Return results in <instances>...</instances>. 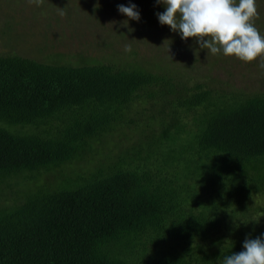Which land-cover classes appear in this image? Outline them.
<instances>
[{"label":"trees","instance_id":"16d2710c","mask_svg":"<svg viewBox=\"0 0 264 264\" xmlns=\"http://www.w3.org/2000/svg\"><path fill=\"white\" fill-rule=\"evenodd\" d=\"M48 1L7 3L43 27ZM148 1L139 32L96 39L134 61L0 28V264H222L264 234V68L247 87L221 52L196 77L213 54Z\"/></svg>","mask_w":264,"mask_h":264},{"label":"rangeland","instance_id":"374dc122","mask_svg":"<svg viewBox=\"0 0 264 264\" xmlns=\"http://www.w3.org/2000/svg\"><path fill=\"white\" fill-rule=\"evenodd\" d=\"M118 1H120L121 4H124L125 6L129 5L128 0H69V3L63 0H56V2L48 1V3L41 6L43 11L46 9V12L42 13L41 15L38 14V20L40 18L51 19L52 25H50L49 23V25L43 24L46 27H37L35 26L34 22L30 21V19H28L30 22L23 23V21L25 20L20 14L22 10L18 7L17 4H15V9H13L12 6L10 7L8 5V0H0V28L4 30L6 34H10V36L14 35V37L17 39H22L23 37L24 41L26 38L30 39L31 42L27 43L25 46L27 54L30 55L38 54L37 49L40 50V45H44V43H42L44 40H62L59 42H63L64 39L67 38L68 40H71L75 43L82 44L83 50L87 49V51H91L93 55L98 54L99 56L104 54L105 56L106 54L107 56H109L111 53L112 57H120V61L131 59L132 61H134L140 59V57H132L128 55L124 57V48H121V50H113L110 48V46L104 45L105 43L102 40L112 39L110 34V37H108L107 39V34L110 32L109 30H112L113 28H117V30L114 31V33L116 34H120L125 31L139 32L141 30L142 23L147 20L144 10L141 11L142 7H138V4L136 2L137 0H135L134 3L137 5V9L140 12L141 18L139 21L128 20V18L124 14L120 13L118 11V5L120 4L118 3ZM148 2L149 3L145 4V7H147V5L149 6L150 4L152 5V8L155 9L156 6L158 7L161 5L156 4L155 0H149ZM257 2L259 4L260 12V18L257 20V22L264 28V0H257ZM60 8H64V11L66 12L65 16H61L59 14ZM13 11L18 14H14ZM125 20H128L127 27L123 26V22ZM149 21H153V19L149 18ZM58 22H60V26H58ZM257 22V26H260ZM129 28L133 30L129 31ZM130 36L132 38V41H137L138 36L129 34L128 37L130 38ZM96 39L98 41L101 39L104 44L98 42ZM152 39L153 40L151 41L155 42V44L157 45L156 38ZM9 42V40H4V44H9ZM48 47L50 46H42V49L44 48L45 50H50V48ZM179 57L180 56L177 55V58ZM206 57L207 55H203L200 50L193 55L192 62H194V65H197L196 69L198 71L196 77L201 79H205L206 76L214 74V70H208V68L211 66L207 64L213 59H216V56H209L208 60L206 59ZM186 58L187 57H185V59ZM234 59H236V57L233 58V60ZM221 60H225L223 54L221 55L219 64H222ZM243 63L245 67L244 69L241 68L240 71H236L233 67H230L228 69L231 70L235 79L241 81L240 83L244 84L247 87H253L254 89H256L259 85V81H257L256 76L254 75L252 80V77L249 75L251 73L249 69L253 71V74L263 71L260 67V63ZM228 69L226 68V65H224L223 69L220 66L219 68L216 67V71L223 76H228Z\"/></svg>","mask_w":264,"mask_h":264},{"label":"clouds","instance_id":"9594fccd","mask_svg":"<svg viewBox=\"0 0 264 264\" xmlns=\"http://www.w3.org/2000/svg\"><path fill=\"white\" fill-rule=\"evenodd\" d=\"M165 6V11L157 12L161 25H167L178 33L182 40L195 38L200 49L213 55L235 56L243 62H252L261 57L264 68V33L256 24L260 18L257 0H155ZM39 6L42 0H28ZM118 11L128 20H140V12L135 3L118 5ZM59 14L65 16L64 8ZM128 20L123 26H128ZM133 29L129 28V31ZM131 52L130 44L124 47ZM243 251L232 252L224 257L222 264H264V234L255 239L246 237Z\"/></svg>","mask_w":264,"mask_h":264}]
</instances>
